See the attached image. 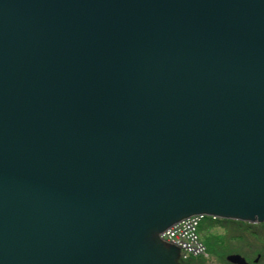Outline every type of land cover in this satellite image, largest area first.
Returning <instances> with one entry per match:
<instances>
[{
	"label": "water",
	"instance_id": "95a60500",
	"mask_svg": "<svg viewBox=\"0 0 264 264\" xmlns=\"http://www.w3.org/2000/svg\"><path fill=\"white\" fill-rule=\"evenodd\" d=\"M196 215L264 223V0H0V264H180Z\"/></svg>",
	"mask_w": 264,
	"mask_h": 264
},
{
	"label": "flooded vegetation",
	"instance_id": "af4514ba",
	"mask_svg": "<svg viewBox=\"0 0 264 264\" xmlns=\"http://www.w3.org/2000/svg\"><path fill=\"white\" fill-rule=\"evenodd\" d=\"M235 227L236 230L235 234L233 235L234 239H232L231 242H233L235 246L244 247L245 249H237L235 251H230L225 255L222 253L219 261L217 259L214 260L216 264H230L229 262H227L226 259L227 256L230 254L241 255L249 264H264V223L257 225L240 223L239 225H235ZM249 239H254L257 240L258 243H261L259 244V248L255 250L254 247L249 245L251 244L250 242H248ZM248 247L250 249H248ZM195 264L214 263H210L209 257L207 256Z\"/></svg>",
	"mask_w": 264,
	"mask_h": 264
},
{
	"label": "built area",
	"instance_id": "2783aa9c",
	"mask_svg": "<svg viewBox=\"0 0 264 264\" xmlns=\"http://www.w3.org/2000/svg\"><path fill=\"white\" fill-rule=\"evenodd\" d=\"M202 218H191L181 222L167 231L163 238L182 248L186 253L198 256L205 252L197 236V228Z\"/></svg>",
	"mask_w": 264,
	"mask_h": 264
},
{
	"label": "rangeland",
	"instance_id": "374dc122",
	"mask_svg": "<svg viewBox=\"0 0 264 264\" xmlns=\"http://www.w3.org/2000/svg\"><path fill=\"white\" fill-rule=\"evenodd\" d=\"M200 234H201V237L205 240L208 239V237H211V238L213 237L211 240L213 243V246H209V254L210 255H208V257H209L210 263L216 264V262L214 260L217 259L219 261L221 258V255L219 253L222 252L220 249L217 248V246H220L222 243L220 238H224L227 240L231 239L232 238V232L230 231L228 234L225 235V232L222 230L221 226H219L217 224L210 225L209 223L207 224L206 222H204L202 227H201ZM228 242H230V241H228ZM248 242L251 243L249 245L254 247L255 250L258 249L260 246L259 244H261V243H258V241L254 240V239H251V240L249 239ZM228 245H230L232 250L243 249V247L235 246V244L233 242L228 243ZM224 246H225V244H224ZM166 247L168 249L171 248V250L176 252V254H178V255L182 254V252L177 248H174V247L169 246V245H166ZM207 247H208V245H207ZM248 249H250V248L248 247Z\"/></svg>",
	"mask_w": 264,
	"mask_h": 264
},
{
	"label": "trees",
	"instance_id": "16d2710c",
	"mask_svg": "<svg viewBox=\"0 0 264 264\" xmlns=\"http://www.w3.org/2000/svg\"><path fill=\"white\" fill-rule=\"evenodd\" d=\"M219 222H221V221H219ZM222 223V222H221ZM229 223V222H228ZM214 224V223H213ZM213 224H210V225H213ZM229 224H231V223H229ZM228 228H229V226L228 225H226ZM230 231H232L233 230V228L232 227H230V229H229ZM211 238V237H210ZM212 238L211 239H206V243H207V245H208V248H209V246H213V243H212ZM194 261H196V259H194Z\"/></svg>",
	"mask_w": 264,
	"mask_h": 264
}]
</instances>
